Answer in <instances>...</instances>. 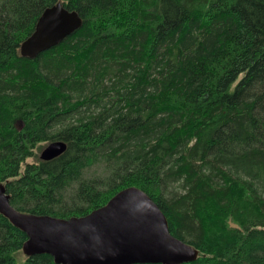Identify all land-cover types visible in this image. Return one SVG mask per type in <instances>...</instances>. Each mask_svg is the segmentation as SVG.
Segmentation results:
<instances>
[{
    "label": "trees",
    "instance_id": "trees-1",
    "mask_svg": "<svg viewBox=\"0 0 264 264\" xmlns=\"http://www.w3.org/2000/svg\"><path fill=\"white\" fill-rule=\"evenodd\" d=\"M58 3L82 27L22 57ZM0 183L62 219L137 187L190 264H264V0H0ZM26 241L0 214V264H56Z\"/></svg>",
    "mask_w": 264,
    "mask_h": 264
},
{
    "label": "water",
    "instance_id": "water-1",
    "mask_svg": "<svg viewBox=\"0 0 264 264\" xmlns=\"http://www.w3.org/2000/svg\"><path fill=\"white\" fill-rule=\"evenodd\" d=\"M82 24L80 15L62 3L46 9L34 33L22 43V57L36 59ZM66 150L62 141L50 143L40 159L52 161ZM0 214L26 234V256L49 255L56 264H190L199 257L196 248L171 234L165 214L137 187L118 192L86 216L62 219L16 210L0 183ZM230 226L240 229L232 222Z\"/></svg>",
    "mask_w": 264,
    "mask_h": 264
},
{
    "label": "rangeland",
    "instance_id": "rangeland-1",
    "mask_svg": "<svg viewBox=\"0 0 264 264\" xmlns=\"http://www.w3.org/2000/svg\"><path fill=\"white\" fill-rule=\"evenodd\" d=\"M18 127H21V123H18ZM41 154V153H40ZM232 222L231 220L229 221V223Z\"/></svg>",
    "mask_w": 264,
    "mask_h": 264
}]
</instances>
